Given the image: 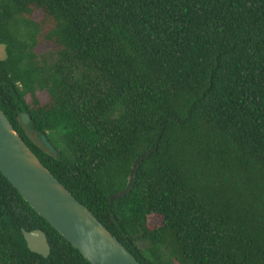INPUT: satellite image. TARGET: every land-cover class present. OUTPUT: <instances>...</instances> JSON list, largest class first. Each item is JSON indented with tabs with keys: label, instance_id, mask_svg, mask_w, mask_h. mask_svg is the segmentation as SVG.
Segmentation results:
<instances>
[{
	"label": "trees",
	"instance_id": "obj_1",
	"mask_svg": "<svg viewBox=\"0 0 264 264\" xmlns=\"http://www.w3.org/2000/svg\"><path fill=\"white\" fill-rule=\"evenodd\" d=\"M0 45V109L141 264H264V0H0ZM0 264H91L1 172Z\"/></svg>",
	"mask_w": 264,
	"mask_h": 264
},
{
	"label": "water",
	"instance_id": "obj_2",
	"mask_svg": "<svg viewBox=\"0 0 264 264\" xmlns=\"http://www.w3.org/2000/svg\"><path fill=\"white\" fill-rule=\"evenodd\" d=\"M17 120L38 148L55 155V149L44 134L38 137L35 132L27 130L29 116L26 113H20ZM0 172L22 198L91 264H141L43 165L1 109ZM21 234L30 251L43 257L49 255L50 246L44 231L21 229Z\"/></svg>",
	"mask_w": 264,
	"mask_h": 264
},
{
	"label": "rangeland",
	"instance_id": "obj_3",
	"mask_svg": "<svg viewBox=\"0 0 264 264\" xmlns=\"http://www.w3.org/2000/svg\"><path fill=\"white\" fill-rule=\"evenodd\" d=\"M35 53L38 55L39 58H42L44 60H46L47 62H51L54 55L52 52V48L49 44H45L42 47L36 48ZM4 57V47L2 45H0V58ZM37 96L40 100V102H45L48 99V94L46 91H38L37 92ZM137 245L139 247H143L144 243L143 242H138Z\"/></svg>",
	"mask_w": 264,
	"mask_h": 264
},
{
	"label": "flooded vegetation",
	"instance_id": "obj_4",
	"mask_svg": "<svg viewBox=\"0 0 264 264\" xmlns=\"http://www.w3.org/2000/svg\"><path fill=\"white\" fill-rule=\"evenodd\" d=\"M26 128H27V126H26ZM27 130H29V129H27ZM30 132H32L31 130H29Z\"/></svg>",
	"mask_w": 264,
	"mask_h": 264
}]
</instances>
